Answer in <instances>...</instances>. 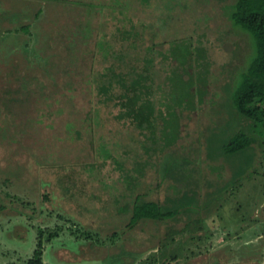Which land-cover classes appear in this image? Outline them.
<instances>
[{"label":"trees","instance_id":"trees-1","mask_svg":"<svg viewBox=\"0 0 264 264\" xmlns=\"http://www.w3.org/2000/svg\"><path fill=\"white\" fill-rule=\"evenodd\" d=\"M66 10L80 61L96 64L67 83L68 101L36 91L28 152L46 167L107 168L104 205L130 213V228L152 223L162 264L176 261L184 240L200 239L211 200L263 159L264 0H71ZM225 35L249 43L233 77ZM86 86L94 99L79 100ZM43 235L26 264H42Z\"/></svg>","mask_w":264,"mask_h":264},{"label":"rangeland","instance_id":"rangeland-1","mask_svg":"<svg viewBox=\"0 0 264 264\" xmlns=\"http://www.w3.org/2000/svg\"><path fill=\"white\" fill-rule=\"evenodd\" d=\"M55 1L0 0V264H26L40 230L42 264H162L167 257L153 224L130 228V213L117 216L104 205L110 194L100 180L107 168L64 162L46 167L28 152L24 133L40 125L36 91L68 101L67 83L85 81L96 64L80 61L83 42L66 10L71 0ZM81 31L87 36L85 23ZM224 38L226 50H235L223 62L233 77L249 43L245 36ZM83 92L79 100L94 99L91 87ZM263 154L249 177L211 200L200 239L184 240L182 253L168 264H264ZM49 234L57 237L46 242Z\"/></svg>","mask_w":264,"mask_h":264}]
</instances>
